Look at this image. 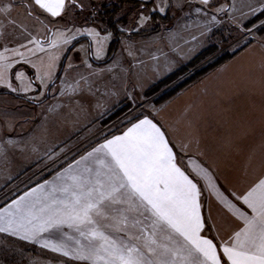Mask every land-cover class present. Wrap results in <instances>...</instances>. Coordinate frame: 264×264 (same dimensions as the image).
Returning <instances> with one entry per match:
<instances>
[{
    "label": "crops",
    "instance_id": "1",
    "mask_svg": "<svg viewBox=\"0 0 264 264\" xmlns=\"http://www.w3.org/2000/svg\"><path fill=\"white\" fill-rule=\"evenodd\" d=\"M71 1L65 0V7ZM104 1H113L114 3V1L120 0ZM174 1L179 2L178 9L180 6L199 7L194 2H200V0H165L163 9L166 11L170 6L171 12H174L176 8L172 4ZM146 3H150V7L152 6L151 2ZM0 8L7 9L6 12H0V66L10 65L4 72L3 79H0V92L13 95V97L0 95L2 105H11V109L6 106L4 108L6 111L3 109L4 112L11 113V115L1 117L0 133L8 129L10 130L8 133L11 135L14 129L19 126L33 131V126L37 121L36 112L40 110L43 112L42 109L50 103L49 99L41 102L47 98L48 90L45 98L39 101L31 96H26L23 90L29 89L31 86L34 87V64L39 58L45 59L46 52L49 51L52 44L51 33L53 30L50 24L52 20H60L65 8L58 17H53L41 9L34 0H0ZM164 10L161 11L162 14L165 12ZM225 10L227 12V9ZM155 12L159 13L160 10L151 13ZM151 13L148 14L149 20ZM172 15L173 21H175V13ZM173 31L174 26L169 25L154 35L141 38L128 37L125 42L121 40L116 54L112 57L111 65L117 64V71L122 66H127L124 68V73L131 74L132 78L134 74L135 76L140 75V77L134 78L136 80H148L154 75L153 69L147 65L158 66L157 79L161 75L170 73L180 61H186L195 55V47H197L196 38L191 35L190 31V34L182 32L181 38L179 36L178 39L176 35L170 36V41L162 38L163 34H173ZM106 32L98 29V33L104 36H106ZM83 38H86L87 41L84 42H87L88 48H90L89 39ZM182 47H185L183 54L180 53ZM202 47L199 45L197 48ZM169 49L172 50L171 54L162 52V50ZM163 55L167 57V61L166 59L164 61ZM169 56H175L179 62L171 63L172 60ZM151 60L152 62H150ZM133 64L138 66L133 67ZM31 91L34 90L31 89ZM145 118L152 120L164 133L169 147L172 148L176 156L178 166L189 179L196 183L201 193L199 198L201 216L205 221L202 235L213 239L217 245L224 242L231 244L230 237L243 227V221L233 215L232 211L224 205L221 197L227 198L242 211L251 215V210L247 209V206L243 205L236 197L244 195L259 179L264 178V43L259 41H254L232 59L221 63L201 79L187 86L155 109L151 115H145L127 123L118 132L101 139L82 151L65 165L53 171L46 179L33 183L3 203L0 209H6L12 201L30 192L33 188L45 184L46 181L48 184L45 192H47L52 184L60 183L57 176L62 174L69 165L73 166L75 172H82L85 166L93 169L99 168L100 166L95 161L97 157L107 159L103 153L95 154L94 157L83 161L79 166L76 165V161L114 136L122 135L132 124ZM24 124L26 126H23ZM1 143H4V147L7 145L9 148L18 145L12 135H4ZM27 158L28 161L32 159V157L31 159ZM7 160L3 161L7 162ZM16 163L18 166L19 161ZM101 171L106 173L107 169L101 168ZM37 195L42 194L38 192ZM56 198L62 200L64 196L57 193ZM40 206L38 202L37 207ZM126 208V204L114 205L106 202V206L103 208L104 217L94 216L96 225L82 226V230L87 232L92 227H98L110 237L127 240L124 233L114 231L116 220L119 219L122 210ZM123 214L130 218L132 216L128 212H123ZM128 231L130 234H140L136 228L129 227ZM0 235L6 239L28 245L39 253H44L57 260L60 259L62 264H92L91 261L71 258V255L76 254L73 250H79L82 246L87 245L88 241L80 236L79 232L67 226L59 230L41 233L35 239L28 240L20 238L23 233L14 236L0 232ZM46 241L63 245L64 250L71 255L64 256L61 252H53L50 248L44 247ZM78 241L79 243H77ZM131 242L143 243L142 240ZM97 264H102V262H97Z\"/></svg>",
    "mask_w": 264,
    "mask_h": 264
},
{
    "label": "rangeland",
    "instance_id": "2",
    "mask_svg": "<svg viewBox=\"0 0 264 264\" xmlns=\"http://www.w3.org/2000/svg\"><path fill=\"white\" fill-rule=\"evenodd\" d=\"M136 1L137 3L151 2L152 6L142 9L141 6L129 7L114 1L120 5L119 11L112 19L120 34L119 44L121 40L125 42L128 37H146L165 28L161 26L155 33L141 34L152 28L148 14L160 10L159 15L168 13L170 16V22L166 27L174 26V33L163 34V39L170 41V36L175 35L178 39L179 36L181 38L182 32L190 34V31L196 38L197 47L199 45L203 47L199 49L195 47V55L186 61H180L176 67L173 66L170 73L161 75L158 79V66L152 64L147 67L153 69L154 75L148 80H136L134 78L140 75L134 74L132 78L131 74L124 73V68L127 66H122L117 71L118 65H111L112 59L101 65L90 62V58L94 61H102L108 54L111 33L102 23L98 12L113 1L72 0L68 2L60 20H52L50 24L53 30L51 48L46 52L45 59L39 58L34 64V87L23 90L26 96H31L37 101L45 98L48 90L46 100L49 99L50 103L42 109L43 112L41 110L36 112L37 121L33 131L21 126L14 129L11 135L18 145H13L12 148L7 145L4 147V143H1L3 136H11L8 133L10 130L5 129L0 133V206L33 183L40 181L45 175H50L65 165L82 151L111 135L115 129L121 128L130 120L151 115L155 109L163 105H154V101L161 94L176 87L181 81L211 64L222 54L231 52L248 40L264 43V13L257 12L253 15L251 12V9L257 8L262 0H210L207 6L201 2H194L199 7L180 6V9L177 8L179 2L174 1L172 4L176 8L172 12L175 13V21H173L170 6L166 11L163 9L165 0ZM197 8L201 10L197 12ZM162 10L165 11L163 14ZM98 29L107 31L106 36L98 33ZM138 33L141 35L137 36ZM83 37L89 39L90 48L87 42L82 41L75 45L64 58L68 47ZM209 47H214L215 53L205 57L184 75L162 87L158 92L145 97V92L150 87L184 68ZM184 49L185 47L180 48L181 54L184 53ZM169 50H162V52L171 54L172 50ZM163 58L167 61V57L163 55ZM170 58L171 63L179 62L175 56ZM63 61L60 77L52 83ZM133 67L130 66L131 69ZM5 106L11 109V105L0 103V120L4 115H11L4 112ZM27 157L32 159L28 161ZM4 159H8L7 162H4ZM16 161H19L18 166ZM0 264H62V262L60 259L39 253L28 245L0 235Z\"/></svg>",
    "mask_w": 264,
    "mask_h": 264
},
{
    "label": "snow or ice",
    "instance_id": "3",
    "mask_svg": "<svg viewBox=\"0 0 264 264\" xmlns=\"http://www.w3.org/2000/svg\"><path fill=\"white\" fill-rule=\"evenodd\" d=\"M34 2L53 17L60 16L65 8V0ZM200 2L209 4V0ZM6 11L0 8V12ZM251 12L264 13V0ZM7 67L10 65L0 66V79ZM97 153L107 158H96L99 168L85 166L82 172H75L69 165L58 174L60 183L52 184L47 192L46 181L0 209V232L14 236L23 233L20 238L28 240L67 226L79 232L88 244L73 250L75 255L50 241L43 246L92 264H264V178L236 197L251 215L221 197L233 215L243 221V227L230 237L231 244L217 245L202 235L205 221L196 183L178 166L164 133L152 120L145 118L132 124L122 135L81 157L76 165ZM57 193L64 199L57 200ZM106 202L127 205L114 225V231L124 233L127 240L110 237L98 227L82 230V226L96 225L94 216L104 217ZM123 212L131 213V218ZM129 227L140 234H130Z\"/></svg>",
    "mask_w": 264,
    "mask_h": 264
},
{
    "label": "trees",
    "instance_id": "4",
    "mask_svg": "<svg viewBox=\"0 0 264 264\" xmlns=\"http://www.w3.org/2000/svg\"><path fill=\"white\" fill-rule=\"evenodd\" d=\"M118 3L120 5H121V3L122 4H126L129 7L141 6V8L150 7V5H151L150 3H137V1H133V0H120V1H118ZM120 5H118V4H116L114 2V3H111L109 5H106V6L102 7L101 10H99V12H98L99 13L98 16L100 17L102 23H104L108 27L107 30L110 31V33H111V41L109 43L107 56L100 62H96L92 58H90L91 64L101 65V64L109 62L112 59L113 55L115 54V52H116V50H117V48L119 46V36H120V34L116 30V28H115L116 24H115V22H113L112 19L115 16V14H117V12L119 11V9H120L119 6ZM150 22H151V27H152L151 30H149L147 32H141V34H144V33H155L158 30H160L161 26L162 27H166L168 25V23L170 22V16H169L168 13L165 14V15H159L158 13H151ZM141 34L138 33L137 36H139ZM82 41H87V40H86V38H82V39H78V40L74 41L69 46V48L67 49V52H66L64 58H66L67 53L70 52L74 48L75 45H77L78 43H80ZM253 42L254 41L248 40L245 43H243L242 45H240L239 47L233 49L231 52H226L225 54H222L218 59H216L211 64L206 65L204 68L200 69L199 71H196L195 73L190 75L188 78H186L185 80L181 81L179 84L176 85V87L171 88L170 90H168L165 93L161 94L160 97H158V99L154 101V105H156V106L158 105L159 106L161 104L166 103L171 98H173L175 95H177L180 91L185 89L189 84H192L194 81H196L200 77L204 76L206 73H208L211 70L215 69L221 63L232 59L234 56L239 54L241 51H243L245 48H247ZM215 51L216 50H215L214 47L206 48L192 62L188 63V65H186L184 68L177 70L176 72H174L173 74H171L167 78H165L164 80H162V81L158 82L157 84H155L154 86L150 87L145 92V97H149V96L153 95L155 92H158V90L161 89L162 87L167 86L168 84L172 83L175 79H177V78L181 77L182 75H184V73H186L188 70L193 68L197 63H199L205 57L215 53ZM64 61L61 63V66H60L61 69L59 70V72L52 79V83L57 81V79L60 77ZM50 87H51V85L49 86V88ZM0 95H9V96L13 97V95L7 94V93H3V92H0ZM14 97H16V96H14ZM16 98H18V97H16ZM19 99H23V98H19ZM45 100H46V98H45ZM45 100H42L41 102H43ZM41 102H39V103H41ZM133 120H135V119H133ZM133 120H130L129 122H131ZM125 125H123V126H125ZM123 126H121V128ZM121 128L115 129L111 134H114V133L118 132ZM48 176H49V174L45 175L43 178H41V180L46 179Z\"/></svg>",
    "mask_w": 264,
    "mask_h": 264
}]
</instances>
